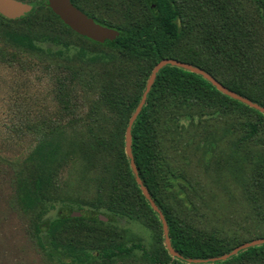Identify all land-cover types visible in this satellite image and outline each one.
<instances>
[{
    "label": "trees",
    "instance_id": "1",
    "mask_svg": "<svg viewBox=\"0 0 264 264\" xmlns=\"http://www.w3.org/2000/svg\"><path fill=\"white\" fill-rule=\"evenodd\" d=\"M88 1L83 5L72 0L92 15ZM107 1L102 6L108 7V26L121 34L108 44L77 34L53 13L47 0L42 1L37 12L20 20L0 14L3 62L23 64L26 54L43 55L36 41L47 40L69 48L68 33L116 54L112 60L93 64L94 69L76 73V78L71 73L58 75L54 99L60 110L54 119H47L38 127L42 130L37 143L15 175L13 202L27 219L30 234L53 263L78 264L84 262L80 257L84 255L85 261L91 259L93 264H138L135 250L120 240L117 230L70 216L42 220L47 201L62 197L60 174L69 154L80 155L87 173L94 174V205L141 220L155 230L160 248L153 253L144 251L146 264H194L187 260L203 261L200 264H264V244L227 260L212 261L250 240L240 241L202 229L172 208L170 195L174 193L186 205L182 186L187 182L167 163L161 132L163 123L175 112H182V118L189 119L185 113L198 110L213 118H236L242 134L239 143L264 146L260 140L264 135L263 113L218 91L199 74L171 65L158 73L134 124L132 150L139 177L164 215L171 244L182 258L171 257L165 247L161 218L143 194L126 154L130 119L142 101L153 70L162 60L174 59L195 66L232 92L264 107V0H153L155 9L149 0ZM48 58L57 59V54ZM76 79L88 94L94 95L85 118L90 124L112 127L78 130L80 122H86L77 115L80 108L74 97ZM62 117H78L76 126L69 129ZM254 166L247 190L257 217L264 223V162L258 161ZM89 252L93 254L90 256Z\"/></svg>",
    "mask_w": 264,
    "mask_h": 264
},
{
    "label": "rangeland",
    "instance_id": "2",
    "mask_svg": "<svg viewBox=\"0 0 264 264\" xmlns=\"http://www.w3.org/2000/svg\"><path fill=\"white\" fill-rule=\"evenodd\" d=\"M20 1L32 5L31 12H37L43 0ZM66 39L71 43L69 48L47 40L36 41L43 55L26 54L23 64L0 59V264H59L47 257L38 240L30 234L27 219L13 202L15 175L37 143L42 130L38 127L43 121L54 119L53 115L60 110L54 99L58 75L71 73L76 78V73L94 69L93 64L116 57L112 50L70 33ZM54 54L57 59L48 58ZM76 80L74 97L80 108L77 115L86 122H80L78 130L112 127L104 123L90 124L85 118L94 95L88 94L86 87ZM185 114L190 118H182V112H175L161 130L166 161L187 182L182 186L186 205L174 193L170 195L172 208L202 229L218 231L240 241L264 239V223L257 217L247 190L255 163L264 162V146L239 143L242 134L236 118H213L198 110ZM62 119L71 129L78 117ZM260 140L264 142V135ZM67 162L60 174L62 197L47 201L42 220L56 221L70 216L96 221L104 228L117 230L120 240L135 250L138 264H146L144 251L153 253L160 248L155 230L141 220L97 208L94 174L87 173L80 155L69 154ZM138 245L140 248H136ZM88 254L91 256L93 252ZM80 257L84 262L78 264H93L91 259L85 261L84 255Z\"/></svg>",
    "mask_w": 264,
    "mask_h": 264
},
{
    "label": "water",
    "instance_id": "3",
    "mask_svg": "<svg viewBox=\"0 0 264 264\" xmlns=\"http://www.w3.org/2000/svg\"><path fill=\"white\" fill-rule=\"evenodd\" d=\"M48 7L53 11L55 15H57L69 28H71L73 31H75L77 34L88 38L94 42L101 43V44H108L110 42L116 41L120 37V31L114 29L102 26L96 21L82 12L80 9H78L71 0H47ZM32 5L25 3L20 0H0V14L4 16L7 19L10 20H17L20 19L27 14H29L32 11ZM175 66L179 67L185 70H188L190 72L199 74L203 76L205 79H207L209 82H211L218 91L222 92L223 94L238 100L249 107L261 112L264 114V107L253 103L251 100L244 98L243 96H240L231 90L227 89L223 84L218 82L214 77H212L210 74L206 73L205 71L192 66L190 64L177 61L174 59H165L162 60L156 68L153 70L151 77L148 80L146 91L144 92L142 101L134 114L132 115L127 131H126V154L129 157L131 161V167L134 171V174L136 176V180L147 198V200L150 202L152 208L159 214L162 224H163V231H164V238H165V245L169 251V253L175 258H182L181 255L173 248L171 244V239L169 237V226L167 224V221L162 214L161 210L158 208L156 203L153 201L147 187L142 182L141 178L139 177V171L133 156V150H132V144H133V127L135 122L137 121L139 115L141 114L148 97V94L154 85V82L157 78L158 73L167 66ZM264 244V239L255 240L252 242L245 243L237 248L234 249V251L230 254H227L223 256L222 258H216L212 261L216 262L218 260H227L228 258L235 256L239 254L241 251L246 250L250 247L259 246ZM189 263L194 264H200L203 263L201 260H187Z\"/></svg>",
    "mask_w": 264,
    "mask_h": 264
},
{
    "label": "flooded vegetation",
    "instance_id": "4",
    "mask_svg": "<svg viewBox=\"0 0 264 264\" xmlns=\"http://www.w3.org/2000/svg\"><path fill=\"white\" fill-rule=\"evenodd\" d=\"M72 1V0H71ZM83 5H87V2H86V0H79ZM105 0H89L88 1V4L91 6L90 8H91V12H93V14L92 15H89V14H87L84 10H82V8L78 5V4H74L73 2V4L78 8V9H80L82 12H84L85 14H87L88 16H90V17H92L95 21H96V23H98V24H100V25H102V26H105V27H109L108 26V22H107V19L109 18L108 17V14H107V5L105 6V5H103L102 6V2H104ZM107 1V0H106ZM106 1L104 2V4H106ZM149 1H152L151 2V5H150V7L152 8V9H155V7H156V4L153 2V0H149ZM107 3H108V1H107ZM110 28V27H109ZM81 36V35H80Z\"/></svg>",
    "mask_w": 264,
    "mask_h": 264
}]
</instances>
